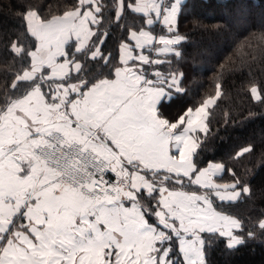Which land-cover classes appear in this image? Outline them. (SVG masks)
I'll list each match as a JSON object with an SVG mask.
<instances>
[{"label":"snow or ice","instance_id":"1","mask_svg":"<svg viewBox=\"0 0 264 264\" xmlns=\"http://www.w3.org/2000/svg\"><path fill=\"white\" fill-rule=\"evenodd\" d=\"M193 7L71 0L45 15L16 0L0 11V264H214L216 248L264 251V188L251 183L264 148L209 149L222 84L199 106L164 111L190 71L182 21ZM248 7L235 5L238 23ZM233 41L220 69L264 77V8ZM249 83L264 108V88Z\"/></svg>","mask_w":264,"mask_h":264},{"label":"trees","instance_id":"2","mask_svg":"<svg viewBox=\"0 0 264 264\" xmlns=\"http://www.w3.org/2000/svg\"><path fill=\"white\" fill-rule=\"evenodd\" d=\"M16 0H0V11L9 3ZM40 5L41 11L47 15L55 13L58 9L68 6L71 0H32ZM241 0H193L194 7L182 21V29L188 35L183 45L185 60L183 66L190 69L184 83V91L176 93L169 101L170 107L164 109L166 115L178 114L185 108L199 106L209 96H214L215 85L222 84L221 96L216 103L210 105V125L213 128V139L209 144L210 150H216V155L227 158L228 155L238 151L245 145L252 143L257 149V157L261 148H264V108L249 100L247 90L250 88V79L256 80L264 88V77L254 73L252 77L247 74L230 73L228 67L220 69V64L226 63L235 48L233 33L237 30L240 38L247 34L249 25L255 27V22L264 0H244L249 7L245 10L243 22L238 23L241 17L237 15L235 5ZM198 19L205 27H193L189 18ZM216 24H227L229 30H212ZM4 39L0 36V71H4ZM3 94L0 93V102ZM254 113L250 119L238 120L236 113L247 115L248 110ZM232 113L237 123L224 124L223 115ZM250 157L237 161V168L243 171L252 168L248 163ZM251 183L259 193L264 188V168L252 171ZM254 252L241 249L234 255H224L216 248L212 252L214 264H264V251L259 247Z\"/></svg>","mask_w":264,"mask_h":264}]
</instances>
